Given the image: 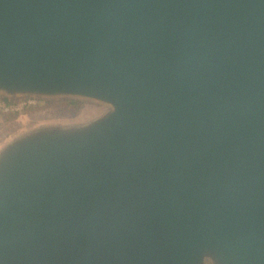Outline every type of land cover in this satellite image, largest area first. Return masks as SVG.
<instances>
[{
    "label": "water",
    "instance_id": "95a60500",
    "mask_svg": "<svg viewBox=\"0 0 264 264\" xmlns=\"http://www.w3.org/2000/svg\"><path fill=\"white\" fill-rule=\"evenodd\" d=\"M0 88L111 106L3 152L0 264H264V0H0Z\"/></svg>",
    "mask_w": 264,
    "mask_h": 264
},
{
    "label": "rangeland",
    "instance_id": "374dc122",
    "mask_svg": "<svg viewBox=\"0 0 264 264\" xmlns=\"http://www.w3.org/2000/svg\"><path fill=\"white\" fill-rule=\"evenodd\" d=\"M0 98L8 101L31 98L36 101L20 113L0 114V157L10 144L28 134L34 137L44 131L60 134L62 129L82 127L111 111V106L103 107L101 101L79 96L11 93L0 88ZM202 264L212 262L205 259Z\"/></svg>",
    "mask_w": 264,
    "mask_h": 264
},
{
    "label": "built area",
    "instance_id": "2783aa9c",
    "mask_svg": "<svg viewBox=\"0 0 264 264\" xmlns=\"http://www.w3.org/2000/svg\"><path fill=\"white\" fill-rule=\"evenodd\" d=\"M36 103L34 99L23 98L19 100L8 101L0 98V114H17Z\"/></svg>",
    "mask_w": 264,
    "mask_h": 264
},
{
    "label": "bare ground",
    "instance_id": "6f19581e",
    "mask_svg": "<svg viewBox=\"0 0 264 264\" xmlns=\"http://www.w3.org/2000/svg\"><path fill=\"white\" fill-rule=\"evenodd\" d=\"M88 99H90V98H88ZM102 104H104L103 105V107H106V106H109L110 107V105L109 104H107V103H105V102H102ZM106 104V105H105ZM106 114H107V112H106ZM104 116V114L102 115V117ZM100 117H97V118H95V119H92V120H90V121H88L86 124H84V126L85 127H88V130H90V126L91 127H94V126H97L98 124V122H97V119H99ZM97 124V125H96ZM86 132V130H76L75 131V133L73 134V136H74V138L76 139L79 135H80V133H85Z\"/></svg>",
    "mask_w": 264,
    "mask_h": 264
}]
</instances>
